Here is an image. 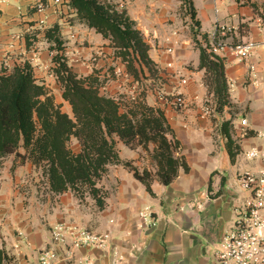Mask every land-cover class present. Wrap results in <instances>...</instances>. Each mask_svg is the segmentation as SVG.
I'll list each match as a JSON object with an SVG mask.
<instances>
[{
    "label": "crops",
    "instance_id": "0c3cea01",
    "mask_svg": "<svg viewBox=\"0 0 264 264\" xmlns=\"http://www.w3.org/2000/svg\"><path fill=\"white\" fill-rule=\"evenodd\" d=\"M40 1L0 0V67L11 71L29 62L37 81L48 90L59 88L62 98L61 84L52 69L54 51L43 32L56 22L62 26L69 64L79 74L97 68L91 58L102 63L99 69L104 75L112 64L123 66L110 39L80 23L67 3L46 0L40 11L35 7ZM110 1L128 11L150 44L157 73L153 76L146 71L141 80H133L134 85L138 94L145 91L148 104L164 110L180 141L178 154L185 156L190 169L180 168L170 184L156 176L151 193L131 169L110 165L99 180L108 190L107 204L99 209L90 196L81 199L71 190L54 193L41 168L10 154L0 167V248L15 264H39L40 250L51 245V228L72 223L111 231L121 258L98 247H81L69 264H217L200 230L203 225L216 224V238L222 236L228 230L224 222L233 214L231 207L249 195L239 176L264 167V44L248 59L233 50L237 42L264 38V0H190L199 21L196 38L192 18L181 15L182 11L188 13L185 0ZM218 26H224L225 32H217ZM33 33L38 38L28 46L27 35ZM208 39L212 44L217 41V54L225 59L232 102L210 115L203 113V106L207 100H215L196 46V40L205 45ZM41 44L43 51L38 48ZM184 78L186 83H182ZM177 93L187 99L184 108L173 103ZM243 118L247 119L245 125ZM227 119L233 121L232 137L239 146L234 156L219 129ZM115 139L123 160L132 161L140 170L156 171L149 150H125V143L117 136ZM250 150H256L257 155L248 156ZM223 152L228 154L229 169L219 167ZM218 209L223 216L221 225ZM143 212L150 216L144 217Z\"/></svg>",
    "mask_w": 264,
    "mask_h": 264
},
{
    "label": "trees",
    "instance_id": "16d2710c",
    "mask_svg": "<svg viewBox=\"0 0 264 264\" xmlns=\"http://www.w3.org/2000/svg\"><path fill=\"white\" fill-rule=\"evenodd\" d=\"M62 3L75 10L80 23L110 39L115 57L134 81L145 77L146 71L156 75L158 69L150 56V44L125 8L110 0ZM185 4L196 38L199 34L195 28L199 24L196 10L190 0H185ZM43 32L54 51L52 69L61 84L62 98L69 103L72 114L55 101L45 84L37 81L29 62L11 71L0 67V159L15 154L20 162L31 161L42 169L51 191L60 194L71 190L81 199L90 196L99 209L106 206L108 197V190L99 185V180L110 165L122 164L131 169L151 193L156 176L162 183L170 184L180 168L190 169L185 156L178 154L180 141L164 110L148 104L142 96L128 101L108 93L99 69L86 75L76 72L66 56L59 22L47 26ZM37 38V33L28 34V46ZM212 46L209 39L205 45H198L200 67L205 69V82L213 93L216 109L222 111L232 104L230 86L225 59ZM219 129L227 137L228 150L234 156L239 146L232 137L233 121L224 120ZM116 136L133 149H149L154 144L151 155L156 171L140 170L130 160H123ZM74 140L77 148L73 146ZM1 263L15 264L2 248Z\"/></svg>",
    "mask_w": 264,
    "mask_h": 264
},
{
    "label": "built area",
    "instance_id": "2783aa9c",
    "mask_svg": "<svg viewBox=\"0 0 264 264\" xmlns=\"http://www.w3.org/2000/svg\"><path fill=\"white\" fill-rule=\"evenodd\" d=\"M55 2L60 3L63 0H55ZM35 7L42 11L46 7V2L41 0ZM225 30L224 26L217 28V32H225ZM262 32L264 34V28ZM261 44H264V38L260 41H241L233 45V50L240 58L248 59ZM219 47L214 41L212 50L217 53ZM172 50L168 48V51ZM250 68L255 70L256 65L251 63ZM186 82V78L182 79V83ZM173 103L179 108H184L187 99L183 93H177ZM215 110V103L207 100L203 106V113L210 115ZM246 122L247 119L243 118L242 124L245 125ZM247 154L255 157L257 151L250 150ZM239 179L249 195L238 210L234 225L221 236V248L215 253L217 264H264V167L255 172H244ZM142 215L150 216L147 212H143ZM50 243V246L40 250L39 264H69L75 258L77 249L92 246L121 258L114 245L111 231H98L72 223H59L50 230Z\"/></svg>",
    "mask_w": 264,
    "mask_h": 264
},
{
    "label": "rangeland",
    "instance_id": "374dc122",
    "mask_svg": "<svg viewBox=\"0 0 264 264\" xmlns=\"http://www.w3.org/2000/svg\"><path fill=\"white\" fill-rule=\"evenodd\" d=\"M181 15L183 17H185V15L186 16L188 15L189 18H191L190 15L186 11H182ZM196 41H197L196 46H198L200 44V41L199 40H196ZM42 46L43 45L41 44L38 47L41 51H43ZM91 61L93 62V64L95 66H97V68L92 67L93 70L102 68V67H100L102 63H99V60H97V59L94 60L93 58H91ZM107 71H108L107 72L108 74L107 73L105 75L102 74V78L104 79L105 91H107L110 94H114L116 96H119L122 99L128 100V101L134 100L137 96H142L145 99V91H142L140 94L137 93L136 85H134L135 82L133 81L131 75L127 72V70L125 68L123 69V66H120L118 63H115V64L110 65V68L108 67ZM127 78H130V79H127ZM49 93L55 97L56 102L62 103L64 110H66L70 114H72V110H71L69 103L64 101V100L62 101L61 92H60L59 88H56V90H54V88H53V90L50 89ZM73 146L75 148H77V142L75 140H74ZM124 146H125V150L130 149V147H128L126 144ZM146 150H149V152L151 153L153 149L149 148ZM9 158H10V155L5 156L4 158L0 159L1 167H3L2 162L8 160ZM244 202H245V198L237 201L236 204H234V206L231 207L232 208L231 210H233V214H232L231 218H226V220L224 222L226 229H230L234 225L235 220H236L238 213H239L238 210L244 205ZM235 207H238V210H235ZM216 214H217L216 215L217 221L219 222V225H221V220L223 218L221 210L218 209ZM209 246L211 247L212 256H215L216 251L221 248V236L217 237L213 242H209Z\"/></svg>",
    "mask_w": 264,
    "mask_h": 264
},
{
    "label": "water",
    "instance_id": "95a60500",
    "mask_svg": "<svg viewBox=\"0 0 264 264\" xmlns=\"http://www.w3.org/2000/svg\"><path fill=\"white\" fill-rule=\"evenodd\" d=\"M219 167L220 169H229L231 167L227 152H223L220 158ZM200 232L208 242H213L216 239V224H213L212 226L203 225Z\"/></svg>",
    "mask_w": 264,
    "mask_h": 264
}]
</instances>
